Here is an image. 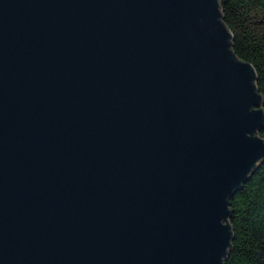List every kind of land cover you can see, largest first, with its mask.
Listing matches in <instances>:
<instances>
[{
  "label": "water",
  "instance_id": "water-1",
  "mask_svg": "<svg viewBox=\"0 0 264 264\" xmlns=\"http://www.w3.org/2000/svg\"><path fill=\"white\" fill-rule=\"evenodd\" d=\"M219 0H0V264H223L264 160Z\"/></svg>",
  "mask_w": 264,
  "mask_h": 264
},
{
  "label": "trees",
  "instance_id": "trees-1",
  "mask_svg": "<svg viewBox=\"0 0 264 264\" xmlns=\"http://www.w3.org/2000/svg\"><path fill=\"white\" fill-rule=\"evenodd\" d=\"M232 49L252 64L264 111V0H219ZM264 139V126L259 130ZM231 247L223 264H264V160L229 198Z\"/></svg>",
  "mask_w": 264,
  "mask_h": 264
}]
</instances>
